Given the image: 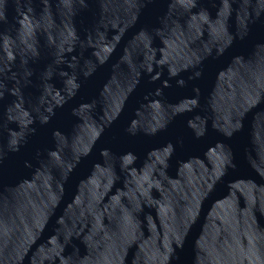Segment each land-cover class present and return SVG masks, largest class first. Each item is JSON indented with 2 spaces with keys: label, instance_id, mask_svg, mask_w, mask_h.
Here are the masks:
<instances>
[{
  "label": "water",
  "instance_id": "95a60500",
  "mask_svg": "<svg viewBox=\"0 0 264 264\" xmlns=\"http://www.w3.org/2000/svg\"><path fill=\"white\" fill-rule=\"evenodd\" d=\"M0 264H264V0H0Z\"/></svg>",
  "mask_w": 264,
  "mask_h": 264
}]
</instances>
